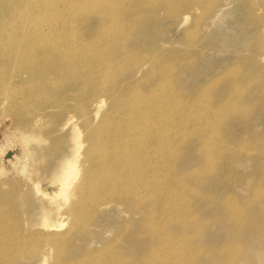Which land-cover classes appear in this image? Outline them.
<instances>
[{"label":"rangeland","instance_id":"374dc122","mask_svg":"<svg viewBox=\"0 0 264 264\" xmlns=\"http://www.w3.org/2000/svg\"><path fill=\"white\" fill-rule=\"evenodd\" d=\"M33 1L0 0V264H264V0H188L190 4L171 0L177 6L170 0H95L97 4L81 0L83 9L71 0L64 1L66 7L63 0ZM109 6L114 7L110 22L121 19L127 24L117 39L108 42L107 31L98 25ZM56 13L61 15L57 18ZM36 30L48 35L41 44ZM68 31L89 43L82 42L88 49L87 55L81 47L82 60L59 58L62 50L56 46L62 38L55 35H69ZM152 95L163 103L157 106L159 117L145 112L152 99L159 102ZM99 99L103 106L93 114ZM138 104L144 109L140 117L134 110ZM126 122L137 123L140 133L144 130L143 139L134 136L130 127L122 129ZM116 134L124 140H112ZM168 135L171 148L177 150L171 161L175 167L153 177V167L144 162L155 154L140 152L138 145H147L159 157L157 142ZM78 142L82 145L77 151ZM101 146L111 158L99 167L96 154L103 152ZM116 151L122 157L114 161ZM73 156L82 177L77 173L81 178L75 177L79 183L73 186V195L64 192L55 198L54 176L62 160ZM87 170L94 174L86 178ZM74 205L81 208L78 222L71 215ZM46 222L52 225L47 227Z\"/></svg>","mask_w":264,"mask_h":264},{"label":"bare ground","instance_id":"6f19581e","mask_svg":"<svg viewBox=\"0 0 264 264\" xmlns=\"http://www.w3.org/2000/svg\"><path fill=\"white\" fill-rule=\"evenodd\" d=\"M29 1H30V0H29ZM32 1H33V0H32ZM56 1H57V0H56ZM56 1H54L55 4L58 3V2L56 3ZM60 1H61V0H60ZM64 1H66V0H63V4H64L63 7H66V6H65V3H68V1H67V2H64ZM71 1L74 3V5H75L76 8H81V9L84 8L83 5L81 4V3H82L81 0H71ZM82 1H83V0H82ZM96 1H97V0H96ZM96 1L94 0L93 2H95V4H97ZM98 1H99V0H98ZM98 1H97V2H98ZM112 1H113V0H112ZM114 1H115V0H114ZM128 1H129V0H128ZM147 1H148V0H147ZM154 1H155V0H154ZM166 1H167V0H166ZM173 1L176 2V1H178V0H176V1L173 0ZM173 1L170 0V3L173 4ZM186 1H188V0H186ZM23 2H24V1H23ZM33 2H35V1H33ZM46 2H49V1H45V3H46ZM61 2H62V1H61ZM61 2H60V4H61ZM83 2H84V1H83ZM86 2H87V3H86ZM86 2H84V3H86V4H88V2L90 3V1H87V0H86ZM93 2L91 1V4H94ZM134 2H136V1H134ZM155 2H156V1H155ZM155 2H154V3H155ZM163 2H165V1H163ZM184 2H185V1H184ZM38 3H39V1H38ZM42 3H43V2H42ZM45 3H44V4H45ZM100 3H101V2H100ZM104 3H105V2H104ZM109 3H111V2H109ZM109 3H108V4H109ZM125 3H126V2H125ZM142 3H143V2H142ZM142 3H141V5H143ZM170 3H169V4H170ZM187 3H189V1H188ZM46 4H47V3H46ZM49 4H50V3H49ZM86 4H85V5H86ZM95 4H94V6H95ZM105 4H106V3H105ZM114 4H115V3H114ZM151 4L153 5L152 2H151ZM151 4H150V5H151ZM189 4H190V3H189ZM22 5H23V4H22ZM31 5H33V4H31ZM52 5H53V4H52ZM74 5H73V6H74ZM89 5H90V4H89ZM106 5H107V4H106ZM146 5H147V4H144V7H146ZM174 5H175V4H173V6H174ZM29 6H30V5H29ZM41 6H42V4H41ZM41 6H40V7H41ZM45 6H46V5H45ZM60 6H62V4H61ZM60 6H58V7H60ZM68 6H70V4H69ZM73 6H72V9H74ZM86 6H87V5H86ZM86 6H85V7H86ZM92 6H93V5H92ZM94 6H93V8H94ZM96 6L99 7L100 4H99V5H96ZM113 6H114V5H113ZM173 6H168V7H169L168 9H171L170 7H173ZM175 6H177V5H175ZM26 7H27V6H26ZM37 7H38V6H37ZM42 7H43V6H42ZM50 7H51V6H49L48 8H50ZM149 7H150V6H149ZM152 7H153V6H152ZM33 8H34V7H33ZM52 8H53V7H52ZM67 8H68V7H67ZM90 8H91V7H90ZM93 8H92V9H93ZM96 8H97V7H96ZM23 9H24V7H23ZM44 9H47V8H44ZM81 9H80V11H81ZM92 9H91V10H92ZM173 9L176 10L174 7H173ZM16 10H17V9H16ZM39 10H40V9H39ZM47 10H48V9H47ZM49 10H50V9H49ZM52 10H53V9H52ZM87 10H89V9H87ZM93 10H95V8H94ZM96 10H97V9H96ZM106 10H107V12H104V11H103V14H104L105 16H103V20L99 23L98 26H99L100 28H104V29L107 31V33H106V37H107V38H106V39H107V41L109 42V41H111L112 39H113V40H114V39H117L116 37H118V35H119L120 33L124 32L127 23H126V24H123V22H122L121 19H120V20H117V21H118L117 23H112V22H110V20H111V18H112L111 15H112V13H113V11H114V7L109 6V7H107ZM123 10H124V9H123ZM145 10H146V9H145ZM36 11H38V9H37ZM50 11H51V10H50ZM63 11H65V10H63ZM66 11H67V10H66ZM70 11H72V10H70ZM75 11H76V10H75ZM25 12H26V11H25ZM42 12H43V11H42ZM55 12H57V11H55ZM59 12H60V11H59ZM68 12H69V10H68ZM68 12H67V14H68ZM88 12H89V11H88ZM90 12H91V11H90ZM140 12H141V11H140ZM168 12H169V10H168ZM22 13H23V12H22ZM29 13H30V12H29ZM44 13H46V10H45ZM44 13L42 14L43 16H44ZM64 13H65V12H64ZM71 13H73V12H71ZM76 13H77V11H76ZM81 13H82V12H81ZM92 13H93V12H92ZM95 13H96V12H95ZM118 13H119V12H118ZM149 13H150V11H149ZM171 13H173V12H171ZM174 13H175V11H174ZM31 14H32V13H31ZM47 14H49V11H48ZM52 14H53V12H52ZM67 14H66V15H67ZM83 14H84V13H83ZM85 14H86V11H85ZM98 14H99V13H98ZM115 14H116V13H115ZM137 14H138V13H137ZM150 14L152 15V13H150ZM153 14H154V13H153ZM155 14H156V13H155ZM27 15H28V14H27ZM27 15H25V16H27ZM42 15H41V16H42ZM50 15H51V14H50ZM53 15H55V14H53ZM53 15H52V16H53ZM57 15H61V14H60V13H59V14L56 13V17L58 18ZM71 15H72V14H71ZM79 15H81V14H79ZM135 15H136V14H135ZM138 15H139V14H138ZM28 16H29V15H28ZM43 16H42V17H43ZM63 16H64V14H63ZM77 16H78V15H77ZM84 16H85V15H84ZM114 16H115V15H114ZM124 16H126V15H124ZM136 16H137V15H136ZM42 17H41V18H42ZM46 17H47V15H46ZM53 17H54V16H53ZM59 17H60L59 19H60L61 21H63V22L65 21V22L67 23V20H68V19H64V18L62 19L61 16H59ZM183 17H184V15H183ZM25 18H26V17H25ZM25 18H24V19H25ZM32 18H33V17H32ZM32 18H31V19H32ZM35 18H36V17H35ZM41 18H39V19H41ZM54 18H55V17H54ZM54 18H53V19H54ZM82 18H83V16H82ZM82 18H81V16H80V19H82ZM117 18H118V17H117ZM117 18H116V19H117ZM17 19H18V18H17ZM42 19H43V18H42ZM75 19L77 20V18H75ZM80 19H79V20H80ZM108 19H109V20H108ZM114 19H115V18H114ZM70 20H71V19H70ZM79 20H78V21H79ZM27 21H28V20H27ZM71 21H72V20H71ZM74 21H75V20H74ZM74 21H72V22H74ZM126 21H127V19H126ZM32 22H34V21H32ZM81 22H82V21H81ZM17 24H18V23H17ZM22 24H23V23H22ZM28 24H29V23H28ZM67 24H69V23H67ZM77 24H78V22H76V25H77ZM79 24H80V23H79ZM79 24H78V28L80 27ZM6 25H7V24H6ZM32 25L35 26V24H32ZM32 25H31V26H32ZM80 25H81V24H80ZM31 26H30V29H31ZM1 27H2V26H1ZM4 27H6V26L4 25ZM22 27H23V26H22ZM27 27H29V26L27 25ZM27 27H26V28H27ZM35 27H36V26H35ZM35 27H34V28H35ZM99 27H98V29H99ZM26 28H25V29H26ZM36 29H37V28H36ZM38 29H39V28H38ZM79 29H80V28H79ZM25 31H26V30H25ZM32 31H33V30H32ZM34 31H35V29H34ZM62 31H63V30H62ZM66 31H67V30H66ZM78 31L81 32V30H78ZM42 32H43V31H42ZM68 32H69V35H55L56 39H57V38H62V39H60V40L57 39V40H58L57 45H59L60 47H59V46H58V47L56 46V48H61V50H62V52H61L59 58H63V59H64V58H68L67 56H72V57H74V58H77V59L82 60L80 49H81V47H83V45H84V44H82V42L85 43V41H84V40H82V42L79 41L80 37H77V39H75L76 36H77V34H76V33H73V32H70V31H68ZM125 32H127V31H125ZM9 33H10V32H9ZM36 33L38 34V35L36 36V38L38 39V40H37V44H39V43L41 44V42H43L44 39H45V38H43V37H44V36H48L47 34H46V35L42 34L41 31H40V32H37V30H36ZM79 34H80V33H79ZM124 34H125V33H124ZM128 34H129V33H128ZM128 34H127V35H128ZM80 35H81V34H80ZM120 36H121V38L124 37L123 34L120 35ZM120 36H119V37H120ZM67 37L70 38V39L72 38L73 40H67V39H66ZM49 38H50V37H49ZM78 38H79V39H78ZM64 39H66V40H64ZM74 39H75V40H74ZM81 39H83V38L81 37ZM88 39H89V38H88ZM88 39H87V40H88ZM96 39L98 40L97 37H96ZM87 40H86V41H87ZM91 40H92V38H91ZM102 40H103V38H102ZM54 41H55V40H54ZM120 41H121V40H120ZM7 42H8V40H7ZM35 42H36V41H35ZM90 42H91V41H90ZM92 42H93V41H92ZM92 42H91V43H92ZM104 42H105V41H104ZM86 43H87V42H86ZM86 43H85V45H86ZM105 43H106V42H105ZM87 44H89V43H87ZM92 44H93V43H92ZM38 46H39V45H38ZM46 46H48V45H46ZM54 46H55V45H54ZM88 46H89V45H88ZM15 47H16V46H15ZM85 47H87V46H85ZM93 47H94V46H93ZM96 47H97V46H96ZM105 47H107V46H105ZM46 48H47V47H46ZM51 48H54V47L51 46L50 49H51ZM41 49L43 50V47H42ZM83 49H84L83 51H84L85 53H87V55H88V49L86 50L84 47H83ZM37 50H38V49H37ZM51 50H53V49H51ZM81 50H82V49H81ZM97 50H98V49H97ZM108 50H109V49H108ZM89 51H90V50H89ZM101 51H102V49H101ZM55 52H56V51H55ZM84 52H83V54H84ZM96 52H98V54H99V51H96ZM96 52H95V53H96ZM100 54H101V53H100ZM121 54H122V53H121ZM58 56H59V55H58ZM152 56H153V55H152ZM36 57H37V56H36ZM54 57H55V56H54ZM87 57H88V56H87ZM92 57H93V56H90L91 59H92ZM126 57H127V56H126ZM129 57H130V56H129ZM148 57H151V55L148 56ZM35 59L38 60L39 58L37 57V58H35ZM115 59H116V58H115ZM128 59H129V58H128ZM128 59H127V60H128ZM116 60H117V59H116ZM98 61H99V60H98ZM52 62H53V60H52ZM54 62H55V61H54ZM105 62H106V60H105ZM107 62L109 63V61H107ZM91 63H92V62H91ZM110 63H111V62H110ZM110 63H109V64H110ZM146 63H147V62H146ZM169 63H170V62H169ZM50 64H51V63H50ZM95 64H96V63H94L93 65H95ZM119 64H120V63H119ZM142 64H143V63H142ZM164 64H165V63H164ZM86 65H87V63H86ZM120 65H121V64H120ZM143 65H144V64H143ZM143 65H142V66H143ZM97 66H98V65H97ZM97 66H96V69H97ZM99 66H100V64H99ZM109 66H110V65H109ZM117 66H118V65H117ZM69 67H70V66H69ZM105 67H106V66H105ZM83 68H84V67H83ZM107 68H108V67H107ZM141 68H142V67H141ZM112 69H113V68H112ZM138 69H139V68H138ZM171 69L174 70V68H171ZM39 70H40V69H39ZM69 70H70V69H69ZM73 70H74V69H73ZM75 70H76V68H75ZM92 70H93V69H92ZM99 70H100V69H99ZM99 70H98V71H99ZM70 71H71V70H70ZM137 71H138V70H137ZM169 71H171V70H169ZM58 72H60V71H58ZM48 73H49V71H48ZM72 73H73V72H72ZM72 73H71V75H72ZM168 73H169V72H168ZM168 73H167V75H168ZM108 74H109V73H108ZM111 74H112V73H111ZM144 74H145V73H144ZM45 75H46V73H45ZM45 75H44V76H45ZM92 76H93V74H92ZM144 76H145V75H144ZM144 76H143V77H144ZM163 76H166V75L163 74ZM103 78H104V77H103ZM163 78H164V77H163ZM166 78H167V77H166ZM164 79H165V78H164ZM101 80H102V78H101ZM93 81H94V80H93ZM158 81H159V80H158ZM162 81H163V79H162ZM165 81H166V80H165ZM156 82H157V81H156ZM168 82H169V80H168ZM168 82H167V83H168ZM97 83H98V82H97ZM157 83H158V82H157ZM162 83H163V82H162ZM169 83H171V82H169ZM94 85H95V84H94ZM156 85H157V84H156ZM95 86H96V85H95ZM154 86H155V85H154ZM154 86H153V87H154ZM160 86H162V85H160ZM160 86L158 85L159 88H160ZM133 87H134V86H133ZM136 87H138V86L136 85ZM136 87H134V88H136ZM158 87H155V89L158 88ZM166 87H167V86H166ZM162 88H163V86H162ZM164 88H165V87H164ZM152 89H154V88H152ZM167 89H170V88H167ZM171 89H173V88H171ZM131 90H132V89H131ZM131 90H130V91H131ZM148 90H149V89H148ZM156 90H157V89H156ZM162 90H163V89H162ZM134 91H135V90H134ZM134 91H133V92H134ZM137 91H138V90H137ZM153 91H154V90H153ZM153 91H151V93H154ZM201 91H202V90H201ZM139 92H140V90H139ZM145 92H146V90H145ZM158 92H159V91H158ZM160 92H162V91H160ZM165 92H166V90H165ZM167 92L170 93V91H167ZM174 92H175V91H174ZM176 92H177V91H176ZM137 93H138V92H137ZM199 93H201V92H199ZM199 93H198V94H199ZM130 94H131V93H130ZM132 94H133V93H132ZM132 94H131V96H132ZM142 94L144 95L143 92H142ZM157 94H158V93H157ZM160 94H162V93H160ZM160 94H159V96H160ZM164 94H165V93H164ZM172 94H173V92H172ZM176 94H177V93H176ZM135 95H136V97H137V94H135ZM139 95H140V94H139ZM146 95H147V94H146ZM153 95H155V94H153ZM153 95H152V96H153ZM165 95H166V94H165ZM167 95H168V94H167ZM140 96H141V95H140ZM148 96L150 97V95H148ZM170 96H171V95H170ZM170 96H169V97H170ZM173 96H174V95H173ZM173 96H172V97H173ZM175 96H176V95H175ZM145 97H146V96H145ZM149 97H148V98H149ZM153 97H155V96H153ZM160 97H162V96H160ZM167 97H168V96H166L165 98H167ZM202 97H203V96H202ZM155 98H156V97H155ZM165 98H164V99H165ZM170 98H171V97H170ZM177 98H178V97H177ZM177 98H176V100H177ZM101 99H102V98H101ZM131 99H132V101H133V98H132V97H131ZM131 99H130V100H131ZM141 99H142V98H141ZM160 99H163V98H160ZM200 99H201V98H200ZM99 100H100V99H99ZM143 100H145V99H143ZM170 100H171V99H170ZM173 100H175V99H173ZM184 100H185V99H184ZM155 101H159V102H158V103H157V102H154L153 99H152V102L147 104L148 107L146 108L147 111H145V112H147V113L149 114V116L152 115V114L154 113V114L156 115V117H159V112H160V111H159V108H157V106H159V104L162 103V102H161L159 99H157V98H156ZM177 101H178V100H177ZM177 101H176V103H177ZM194 101H195V100H194ZM102 102H103L102 100L97 101L96 106H95L96 111L94 110V113H93V114H97L99 108H100L101 106H103V105H102V104H103ZM136 102H138V101H136ZM136 102H135V103H136ZM143 102H144V101H143ZM166 102H167V99H166ZM166 102H165V106L167 107V105H166L167 103H166ZM182 102H185V101H182ZM202 102H203V101H202ZM202 102H200V103L202 104ZM125 103H126V102H125ZM139 103H140V102H139ZM176 103H175V104H176ZM145 104H146V103H145ZM162 104H163V103H162ZM171 104H173V103H171ZM175 104H174V105H175ZM230 104H231V103H230ZM127 105H128V104H127ZM129 105H131V104H129ZM136 105H137V104H136ZM136 105H135V106H136ZM142 105H143V104H142ZM183 105H185V104H183ZM223 105H224V104H223ZM225 105H226V104H225ZM225 105H224V106H225ZM231 105H232V104H231ZM81 106H82V104H81ZM81 106H80V108H81ZM138 106H139V104H138ZM168 106H169V105H168ZM170 106H171V105H170ZM132 107H133V106H132ZM132 107H131V108H132ZM160 107H163V106H160ZM172 107H173V106H172ZM185 107H186V105H185ZM197 107H198V106H197ZM218 107H219V106H218ZM129 108H130V107H129ZM142 108H143V107H142ZM142 108H140V106H139L137 109H134L138 117H140L139 115H141V116L143 115V113H141V112H142L144 109L142 110ZM164 108H165V107H164ZM191 108H192V107H191ZM193 108H194V107H193ZM121 109H122V108H121ZM126 109H127V108H126ZM132 109H133V108H132ZM187 109H188V108H187ZM187 109H186V110H187ZM221 109H222V108H221ZM221 109H220V110H221ZM165 110H166V109H165ZM170 110H171V108H170ZM174 110H175V109H174ZM186 110H185V111H186ZM200 110H201V109H200ZM212 110L214 111V109H212ZM218 110H219V109H218ZM124 111H125V110H124ZM204 111H205V110H204ZM216 111H217V110H216ZM82 112H83V111L81 110V113H82ZM132 112H133V111H132ZM199 112H200V111H199ZM171 113H172V112H171ZM201 113H202V111H201ZM145 114H146V113H145ZM160 114H162V112H161ZM163 114H164V113H163ZM180 114H181V113H180ZM192 114H193V113H191V116H194V115H192ZM205 114H206V113H205ZM113 115H114V114H113ZM166 115L169 117V114H166ZM174 115H175V114H174ZM181 115L184 116V113L181 114ZM188 115H189V114H188ZM132 116H133V115H132ZM137 116L135 115L136 118H138ZM163 116H164V115H163ZM163 116H162V118H163ZM204 116H205V115H204ZM212 116H214V114H213ZM93 117H94V115H93ZM121 117H122V115H121ZM130 117H131V116H130ZM130 117H129V118H130ZM135 117H133V118H135ZM178 117H180V116H178ZM216 117H217V116H216ZM219 117H220V116H219ZM115 118H116V117H115ZM125 118H126V117H125ZM133 118L131 117L130 119H133ZM144 118H145V117H144ZM146 118H147V117H146ZM146 118H145V120H147V121L149 122V120L146 119ZM166 118H167V117H166ZM170 118H171V117H170ZM175 118H177V117L175 116ZM175 118H174V120H175ZM180 118H181V117H180ZM188 118H189V116H188ZM203 118H204V117H203ZM163 119H164V118H163ZM207 119H208V118H207ZM209 119H210V118H209ZM211 119H212V118H211ZM211 119H210V120H211ZM115 120H117V119H115ZM118 120H120V118H119ZM142 120H144V119L142 118L141 121H142ZM171 120H172V118H171ZM180 120H181V119H180ZM102 121H103V120H101V122H102ZM138 121H139V119H138ZM141 121H140V122H141ZM147 121H146V123H147ZM157 121H160V120L158 119ZM157 121H156V122H157ZM162 121H163V120H162ZM162 121H160V122H162ZM172 121H173V120H172ZM183 121H184V120H183ZM204 121H206V118H205ZM117 122H118V121H117ZM120 122H121V120H120ZM140 122H139V125H140ZM167 122H168V121H167ZM175 122H176V121H175ZM199 122H200V120H199ZM212 122H213V120H212ZM113 123H114V122H113ZM158 123H159V122H158ZM158 123H157V125L159 126L160 124H158ZM176 123H177V122H176ZM184 123H186V122H184ZM184 123H183L182 125H184ZM188 123H189V122H188ZM105 124H106V123H105ZM120 124H122V123H120ZM144 124H145V123H144ZM148 124H149V123H148ZM152 124H153V123H152ZM180 124H181V123H180ZM180 124H179V125H180ZM202 124H204V123H202ZM205 124H206V123H205ZM210 124H211V123H210ZM100 125H101V123H100ZM100 125H99V126H100ZM137 125H138V124L135 123V122H126V123H124L123 125H121V126H122L121 128L124 129V130H126V127H128V129H129V127H130V128H132V129H131V132H134V136H137V137H139V138L141 137V139H143L142 136H141V133H142V130H143V129L141 130V133H140V131H139V127H138ZM150 125H151V124H150ZM166 125H168V124H166ZM171 125H172V124H170V128H171ZM189 125H190V124H189ZM194 125H195V124H194ZM199 125H200V124H199ZM105 126H106V125H105ZM105 126H104V127H105ZM116 126H117V125H116ZM153 126H154V125H153ZM168 126H169V125H168ZM197 126H198V124H197ZM200 126H201V125H200ZM202 126H203V125H202ZM205 126H207V125H205ZM141 127H142V126H140V128H141ZM154 127H155V126H154ZM162 127H164V125H162ZM208 127H209V126H208ZM212 127H213V126H212ZM114 128H115V127H114ZM114 128H112V129H114ZM119 128H120V127H119ZM148 128H149V127H148ZM170 128H169V129H170ZM173 128H174V125H173ZM180 128H182V126H181ZM195 128H196V127H195ZM201 128H202V127H201ZM213 128H214V127H213ZM95 129H96V128H95ZM102 129H103V128H102ZM112 129H111V131H112ZM128 129H127V130H128ZM190 129H191V128H190ZM198 129H199V128H198ZM209 129H211V127H210ZM119 130H120V129H119ZM124 130H123V131H124ZM156 130H157V131H155V135L158 134V133H156V132H158V131L160 130V127L157 128ZM171 130H172V129H171ZM176 130H178V129L175 128L173 131L175 132ZM179 130H180V129H179ZM183 130H184V128H183ZM183 130H182V131H183ZM103 131H105V130H103ZM103 131H102V132H103ZM111 131H110V132H111ZM152 131H153V129H152ZM182 131H181V132H182ZM188 131H189V130H188ZM194 131H195V130H194ZM197 131H198V130H197ZM200 131H201V130H200ZM211 131H212V130H211ZM216 131H217V130H216ZM216 131L213 130L214 133H215ZM110 132H109L108 134H111ZM120 132H121V131H120ZM120 132H118V133H120ZM160 132L163 133V131H160ZM171 132H172V131H171ZM190 132H191V131H190ZM195 132H196V131H195ZM201 132H202V131H201ZM106 133H107V131H106ZM146 133H147V132H146ZM184 133H185V132H184ZM100 134H101V133H100ZM108 134H106V135H108ZM143 134H144V130H143ZM164 134H165V133H164ZM173 134H174V133H173ZM173 134H171V135H173ZM176 134L178 135V132H177ZM111 135H112V134H111ZM116 135H117V134H116ZM151 135H152V134H151ZM169 135H170V134H169ZM169 135H168V139H167V138H166V139H160L159 142H157V143H159V144H157L158 147H157L156 149H158L157 151L159 152V153H158V156H159V157L156 156V153H157V152H156V151H150V150L147 148V147H148L147 145H146V147H143V144H142V143H140V144L138 145V148H139L138 150H140V152L144 150V151H145V152H144L145 154H148V153H149V154H150V153H151V154H152V153L155 154L154 157H153L152 159H146V158H147V157H146V158H145L146 161H145V162L142 161V163L144 162V164H145L144 166H148V165H149L150 167H153V169H152V171H154V172H152V173H154L153 177H155V175H156V177H157V175H159V176L162 175V172H163V171H165V172L168 171L167 173H169V171L173 170V168L175 167V165H174L171 161H172V158H173L172 156L174 155V152H176L177 150L174 151V150L171 148V141H170V139H169ZM177 135H176V136H177ZM188 135H189V134H188ZM211 135H212V134H211ZM108 136H109V135H108ZM117 136H118V137H117ZM117 136H116L117 138H116V137H113V138L111 137V139H112V140H113V139L117 140V139L119 138V139L122 140V138H124V136H123L122 138L119 137V136H121V134H120V135H117ZM128 136H129V135H128ZM149 136H150V135H149ZM153 136H154V135H153ZM165 136H166V135H165ZM174 136H175V134H174ZM174 136H173V137H174ZM208 136H210V135L208 134ZM137 137H135V139L138 140V141H136V143L138 144L140 140H139ZM145 137H146V136H145ZM166 137H167V136H166ZM182 137H183V136H182ZM108 138H109V137H108ZM149 138H150V137H149ZM154 138H155V137H154ZM179 138H180V136H179ZM210 138H211V137H210ZM119 139H118V140H119ZM156 139H157V136H156ZM156 139H155V140H156ZM208 139H209V138H208ZM99 140H100V139H99ZM112 140H111V141H112ZM123 140H124V139H123ZM123 140H122V141H123ZM179 140H180V139H179ZM182 140H185V139H182ZM182 140H181V142H182ZM111 141H110V142H111ZM75 142H76V140H75ZM118 142H119V141H118ZM146 142H147V141H146ZM148 142H149V141H148ZM155 142H156V141H154V143H155ZM177 142H179V141H177ZM112 143H113V142H112ZM114 143H115V142H114ZM144 143H145V142H144ZM150 143H151V142H150ZM206 143H208V142H206ZM76 144H77V143H76ZM104 144H106V143L104 142ZM109 144H110V143H109ZM124 144H125V143H124ZM137 144H136V145H137ZM179 144H180V143H179ZM80 145H82V144H79V142H78V145H77V146L75 145V146L77 147V148H76L77 151H78V149H79L78 146H80ZM125 145H126V144H125ZM128 145H129V144H128ZM151 145H152V144H151ZM205 145H206V144H205ZM208 145H209V144H208ZM107 146H108V145H107ZM117 146H119V145H117ZM130 146H131V145H130ZM152 146H153V145H152ZM175 146H177V145H175ZM101 147H102V146H101ZM105 147H106V146H105ZM105 147H104V148H105ZM120 147H121V146H120ZM132 147H133V146H132ZM132 147H131V149H132ZM135 147H136V146H135ZM179 147H180V146H179ZM207 147H208V146H207ZM207 147H206V149H207ZM209 147H210V146H209ZM209 147H208V148H209ZM108 148H109V147H108ZM112 148H113V147H112ZM126 148H127V147H126ZM126 148H125V149H126ZM177 148H178V147H177ZM210 148H211V147H210ZM89 149H90V148H89ZM102 149H103V147H102ZM127 149H128V148H127ZM129 149H130V148H129ZM135 149H136V148H135ZM135 149H134V147H133V150H135ZM142 149H143V150H142ZM206 149H205V150H206ZM109 150H110V149H109ZM136 150H137V149H136ZM151 150H152V149H151ZM92 151H93V150H92ZM101 151H102V150H101ZM110 151H111V150H110ZM113 151H114V150H113ZM88 152H89V151H88ZM96 152H99V151L97 150ZM140 152H139V154H140ZM112 153H113V152H112ZM112 153H111V155H112ZM119 153H120V151H119V152L116 151V152L114 153V159H113L114 161L117 160L116 158H117V156H119ZM122 153H123V151H122ZM131 153H132V152H131ZM136 153H137V152H136ZM77 154H78V153H77ZM139 154H138L137 156H139ZM141 154H142V153H141ZM151 154H150V155H151ZM159 154H161V155H159ZM207 154H209V153H207ZM73 155H76V153H74ZM96 155H97V156H96V160H97L96 162H97V164L99 165V167L103 166V165L106 164V163L108 164V161H109V159L111 158V157H110V153H109L108 151H106V148L103 149V152H102L100 155H98V153H97ZM122 155H123V154H122ZM126 155H127V153H126ZM135 155H136V154H135ZM150 155H149V156H150ZM175 155H176V154H175ZM210 155H211V154H210ZM70 156H71V155H70ZM112 156H113V155H112ZM120 156H121V155H120ZM120 156H119V157H120ZM152 156H153V155H152ZM78 157H79V156H78ZM78 157L76 156V158H78ZM92 157H93V156H92ZM92 157H91V158H92ZM109 157H110V158H109ZM119 157H118V158H119ZM121 157H122V156H121ZM124 157H125V156H124ZM131 157H132V156H131ZM134 157H135V156H134ZM140 157H141V156H140ZM207 157H208V155H207ZM208 158H209V157H208ZM134 159H135V158H134ZM138 159H139V157H138ZM145 159H144V160H145ZM213 159H214V158H213ZM107 160H108V161H107ZM111 160H112V159H111ZM111 160H110V161H111ZM119 160H120V159H119ZM154 160H155V162H154L153 164H151V163H152L151 161H154ZM137 161H138V160H137ZM206 161H207V160H206ZM76 162H77V161H76ZM120 162L122 163V161H120ZM139 162H140V160H139ZM139 162H138V163H139ZM150 162H151V163H150ZM126 163H127V162H126ZM135 163H136V162H135ZM207 163H208V161H207ZM211 163H213V162H211ZM75 164H76V163H75V157H74V156H73V158H66V159L62 160V162L60 163L59 169H58V173L54 176V181L57 182V185H58L57 188H58V190H57L55 193H53V194H54L53 196H55V195H57V194H58V195L60 194L59 196H61V193H64V192H65L66 194L68 193L67 195H70V194L73 195V192H74V191H73V186H76L75 183L77 182V181H74V180L76 179L75 177H76V176H79V178L82 177V174L79 173V171H80L81 169L79 170V168L76 166L77 164H76V165H75ZM95 165H96V164H95ZM115 165H116V164H115ZM118 165H119V164H118ZM212 165H213V164H212ZM105 166H107V165H105ZM120 166H121V165H120ZM144 166H143V167H144ZM107 167H109V166H107ZM122 167H123V166H122ZM202 167H203V166H202ZM92 168H93V167H92ZM95 168L97 169V167H95ZM110 168H111V167H110ZM120 168H121V167H120ZM123 168H124V167H123ZM145 168H146V167H144V169H145ZM195 168L198 170L197 167H195ZM211 168H212V167H211ZM99 169H100V168H99ZM106 169H107V168H106ZM113 169H115V168H113ZM135 169H136V168H135ZM142 169H143V168H142ZM207 169H209V168H207ZM101 170H102V169H101ZM103 170H104V169H103ZM110 170H111V169H110ZM119 170H121V169H119ZM127 170H128V169H127ZM127 170H126V171H127ZM129 170H130V169H129ZM129 170H128V171H129ZM139 170H140V168L138 169V173H139ZM145 170H146V169H145ZM148 170H149V169H148ZM148 170H147V171H148ZM96 171H97V170H96ZM99 171H100V170H99ZM107 171H108V170H107ZM111 171H115V170H111ZM130 171H131V170H130ZM141 171H142V170H141ZM100 172H101V171H100ZM148 172H150V171H148ZM77 173L81 174V177H80V175H78ZM90 173H92V170H91V171H90V170H87V172H86V176H85V177L87 178L88 175H89ZM98 173H99V172H98ZM98 173H97V174H98ZM122 173H123V172H122ZM136 173H137V171H136ZM152 173H151V174H152ZM76 174H77V175H76ZM93 174H94V172L92 173V175H93ZM95 174H96V173H95ZM103 174L105 175V173H103ZM114 174H115V172H114ZM114 174H113V175H114ZM128 174H130V173H128ZM134 174H135V173H134ZM141 174H142V173H141ZM143 174H145V173H143ZM148 174H149V173H148ZM184 174H185V172H184ZM98 175H99V174H98ZM107 175H110V174L107 173ZM119 175H120V174H119ZM132 175H133V174H132ZM135 175H136V174H135ZM139 175H140V174H139ZM146 175H147V174H146ZM180 175H181V173H180ZM182 175H183V173H182ZM185 175H186V174H185ZM70 176H73V179L69 181L68 179H69ZM89 176H90V175H89ZM96 176H97V175H96ZM99 176H100V175H99ZM99 176H98V177H99ZM105 176H106V175H105ZM125 176H126V175H125ZM149 176H150V175H149ZM162 176H163V175H162ZM166 176H167V175H166ZM94 177H95V176H94ZM98 177H96V178H98ZM106 177H107V176H106ZM141 177H143V179H146V178H144L143 175H142ZM145 177H146V176H145ZM186 177H188V176H186ZM79 178H78V179H79ZM102 178H103V177H102ZM102 178H101V179H102ZM107 178H109V176H108ZM139 178H140V177H139ZM160 178H162V177H160ZM178 178H179V177H178ZM88 179H89V178H88ZM113 179H114V178H113ZM128 179H129V178H128ZM128 179H127V180H128ZM131 179H132V178H131ZM163 179H164V178H163ZM163 179H162V180H163ZM82 180H84V179H82ZM82 180H81V181H82ZM90 180H93V179H90ZM99 180H100V179H99ZM114 180H115V179H114ZM121 180H122V179H121ZM124 180H126V178H125ZM134 180H135V178H134L132 181L134 182ZM150 180H151V179H150ZM150 180H149V181H150ZM68 181H69V183H68ZM72 181H73V182H72ZM79 181H80V179H79ZM86 181H87V183H88L89 180H86ZM93 181H94V180H93ZM101 181H102V180H101ZM119 181H120V178L118 179V182H119ZM128 181H130V180H128ZM136 181H137V180H136ZM143 181H145V180H143ZM157 181H158V180H157ZM94 182H95V185H97L96 181H94ZM104 182H105V181H104ZM108 182L110 183V180H109ZM133 182H132V183H133ZM177 182H178V181H177ZM179 182H180V181H179ZM182 182H183V181H182ZM71 183H74V185H72ZM77 183H79V182H77ZM77 183H76V184H77ZM87 183H86V185L89 184V183H88V184H87ZM98 183H99V182H98ZM105 183H106V182H105ZM125 183H127V181H126ZM134 183H135V182H134ZM140 183H141V182H140ZM147 183H148V181H147ZM154 183H155V181H154ZM158 183H159V182H158ZM158 183H157V184H158ZM70 184H71L72 188L69 189ZM152 184H153V183H152ZM178 184H179V183H178ZM84 185H85V184H84ZM100 185H101V184H100ZM114 185H115V184H114ZM118 185H120V183H119ZM148 185H149V187H151V184H148ZM184 185H185V188H186V184H183V186H184ZM80 186H81V183H80ZM80 186H77V187L80 188ZM97 186H99V185H97ZM103 186H104V185H103ZM107 186H108V185H107ZM92 187H95V186L93 185V186H91V188H92ZM109 187H110V186H109ZM123 187H124L125 189H127L125 186H121V188H123ZM153 187H154V186H153ZM171 187H173V185H172ZM189 187H191V186H189ZM85 188H86V187H84V189H85ZM89 188H90V186H89ZM99 188H100V190L102 191L103 188L101 189V187H98V190H99ZM115 188H116V187H115ZM131 188H132V187H131ZM131 188H130L129 190H132ZM145 188H146V187H145ZM182 188H183V187H182ZM191 188H193V187H191ZM105 189H106V188H105ZM147 189H148V188H147ZM170 189H172V188H170ZM170 189H169V190H170ZM189 189H190V188H189ZM37 190H38V192H39V190H40V192L42 193V195H45V194H46V192L43 191L41 188H37ZM82 190H83V189H82ZM87 190H88V188H87ZM90 190H91V189H90ZM94 190H95V188H94ZM107 190H108V189H107ZM107 190H106V191H107ZM119 190H120V189H119ZM172 190H173V189H172ZM110 191H111V190H110ZM123 191H124V190H123ZM152 191H154V189H153ZM160 191H162V190H160ZM165 191H166V190H165ZM86 192H87V191H86ZM86 192H85V193H86ZM89 192H90V191H89ZM93 192H94V191H93ZM99 192H100V191H99ZM103 192H104V191H103ZM120 192H121V191H120ZM124 192H125V191H124ZM124 192H123V193H124ZM126 192H127V191H126ZM129 192H130V191H129ZM131 192H132V191H131ZM137 192H138V191H137ZM149 192H150V191H149ZM156 192H157V191H156ZM162 192H163V191H162ZM170 192H171V191H170ZM174 192H175V191H174ZM196 192H197V191H196ZM113 193H114V192H113ZM123 193H122V194H123ZM127 193H128V192H127ZM151 193H152V192H151ZM151 193H150V194H151ZM164 193H165V192H164ZM66 194H64L65 197H68ZM91 194L93 195V193H91ZM98 194H99V193H98ZM100 194H101V193H100ZM102 194H104V193H102ZM150 194H147V195H150ZM152 194H153V193H152ZM154 194H155V192H154ZM166 194H168V193H166ZM169 194L171 195V194H173V192H172V193H169ZM169 194H168V195H169ZM176 194H177V193H176ZM176 194H174V195H175V198H176ZM77 195H79V194H77ZM77 195H76V193L74 194V196H77ZM82 195H84V193H83ZM125 195H126V194H125ZM129 195H130V194H129ZM131 195H132V194H131ZM157 195H159V194H157ZM178 195H180V194H178ZM84 196H85V195H84ZM96 196H97V195H96ZM118 196H119V195H118ZM118 196H117V197H118ZM126 196H127V195H126ZM51 197H52V196H51ZM51 197H50V198H51ZM56 197H57V196H55V198H56ZM62 197H64V196L62 195ZM77 197H78V196H77ZM77 197H76V198H77ZM100 197H102V196L100 195ZM104 197H105V195H104ZM108 197H109V196H108ZM129 197H130V196H129ZM165 197H166V195H165ZM182 197H184V196H182ZM50 198H48V199H50ZM53 198H54V197H53ZM89 198H90V197H89ZM93 198H94V197H93ZM130 198H131V197H130ZM167 198H168V197H167ZM172 198H174V197H172ZM177 198H178V197H177ZM185 198H186V196H185ZM51 199H52V198H51ZM51 199H50L49 201H53V200H51ZM63 199H65V198H63ZM79 199H80V198H79ZM86 199H87V198H86ZM86 199H85V200H86ZM94 199H95V198H94ZM131 199H132V198H131ZM147 199H148V198H147ZM153 199H154V198H153ZM168 199H169V198H168ZM178 199H179V198H178ZM183 199H184V198H183ZM183 199H182V200H183ZM77 200H78V199H77ZM87 200H88V199H87ZM90 200H91V199H90ZM117 200H118V199H117ZM144 200H145V199H144ZM166 200H167V199H166ZM179 200H180V199H179ZM179 200H178V201H179ZM65 201H66V199H65ZM75 201H76V200H75ZM130 201H131V200H130ZM172 201H173V200H172ZM178 201H177V202H178ZM180 201H181V200H180ZM131 202H132V201H131ZM142 202H144V201H141V203H142ZM174 202H175V200H174ZM189 202H190V200H189ZM73 203H74V201H73ZM73 203H72V204H73ZM76 203H77V202H76ZM141 203H140V204H141ZM165 203H166V201L164 202V204H165ZM82 204H83V202H81V205H82ZM134 204H135V203H134ZM151 204H152V203H151ZM151 204H150V205H151ZM162 204H163V203H162ZM168 204H169V203H168ZM171 204H173V203H171ZM89 205H90V204H89ZM176 205H177V204H176ZM183 205H184V204H183ZM229 205H230V203H229ZM72 206H73V205H72ZM134 206H135V205H134ZM134 206H133V207H134ZM137 206H138V205H137ZM231 206H233V205H231ZM234 206H235V204H234ZM165 207H166V205L164 206V208H165ZM186 207H187V206H186ZM236 207H237V206H236ZM176 208H178V207H176ZM184 208H185V207H184ZM188 208H189V207H188ZM231 208H232V207H231ZM80 209H81V208L77 207V205H76V206L74 205V208L71 207V215H73V216H72L73 218L75 217V220H77V222L79 221V218H81V217L79 216V214H81V213H79V212H81V211H79ZM171 209H172V207H171ZM233 209H235V208H233ZM237 209H238V207H237ZM91 210H92V209H91ZM154 210H155V209H154ZM173 210H174V209H173ZM83 211H85V208H84ZM151 211H152V210H151ZM167 211H168V210H167ZM167 211H166V212H167ZM177 211H178V209H177ZM183 211H184V210H183ZM88 212H89V211H88ZM88 212H87V213H88ZM92 212H93V211H92ZM154 212H155V211H154ZM185 212H186V210H185ZM235 212H236V209H235ZM235 212H234V210H233L232 214L235 213ZM85 213H86V212H85ZM87 213H86V215H87ZM152 213H153V211H152ZM68 214H69V213H68ZM91 214H92V213H91ZM153 214H154V213H153ZM159 214H160V213H159ZM162 214H163V213H162ZM178 214H179V213H177V215H178ZM239 214H240V213H239ZM71 215H70V216H71ZM168 215H169V212H168ZM173 215H174V214H173ZM184 215H185V213H184ZM184 215H183V216H184ZM192 215H193V214H192ZM229 215H230V214H229ZM233 215H234V214H233ZM233 215H231V216H233ZM90 216H91V215H90ZM166 216H167V215H166ZM166 216H165V217H166ZM171 216H172V215H171ZM178 216H179V215H178ZM178 216H177V217H178ZM68 217H69V215L67 216V219H68ZM167 217H168V216H167ZM192 217H193V216H192ZM86 218H88V217L86 216ZM86 218H83V219H86ZM170 218H171V217H170ZM189 218H190V216H189ZM158 219H159V217H158ZM176 219H177V218H176ZM178 219L180 220V218H178ZM182 219H184V218H182ZM68 220H69V219H68ZM70 220H71V219H70ZM80 220H82V219H80ZM87 220H88V219H87ZM152 220H153V219H152ZM44 221H45V220H44ZM149 221L151 222V220H149ZM182 222H183V221H182ZM44 223H45V222H44ZM46 223H47V222H46ZM69 223H70V222H69ZM83 223H84V221H83ZM202 223H203V222H202ZM47 224H48L47 227H48V226L50 227V226L52 225V223H50V222L47 223ZM163 224H164V223H163ZM165 224H166V223H165ZM81 225H83V224H81ZM45 226H46V225H44V228H45ZM74 226H77V225H74ZM155 227H156V226H155ZM151 228H152V227H151ZM48 229H50V228H48ZM162 230H163V229H162ZM70 231H71V230H70ZM151 231H152V230H151ZM166 231H167V230H166ZM166 231H165V232H166ZM152 232H154V230H153ZM165 232H163V233H165ZM168 232H169V231H168ZM195 232H196V231H195ZM166 233H167V232H166ZM170 233H171V232H170ZM46 234H47V233H46ZM66 234H67V233H66ZM183 235H184V234H183ZM183 235H181V238H182ZM195 235H196V233H195ZM63 236H64V235H63ZM158 236H159V235H158ZM177 236H178V235H177ZM190 236H191V235H190ZM48 237H50V236H48ZM48 237H47V238H48ZM164 237H165V236H164ZM184 237H185V235H184ZM38 238H39V237H38ZM38 238H37V239H38ZM159 238H160V236H159ZM166 238H167V236H166ZM186 238H187V237H186ZM189 238H190V237H189ZM45 239H46V238H44V241H45ZM52 239H55V238H52ZM61 239H63V238H61ZM174 239H176V238H174ZM174 239H173V240H174ZM183 239H184V238H183ZM183 239H182V240H183ZM58 240H59V239H58ZM163 240H164V239H163ZM165 240H166V239H165ZM168 240H169V239H168ZM184 240H185V239H184ZM52 241H53V240H52ZM56 241H57V240H56ZM62 241H63V240H62ZM169 241H170V240H169ZM177 241H178V240H177ZM36 242H37V241H36ZM42 242H43V241H42ZM159 242H160V241H159ZM162 242H163V241H162ZM162 242H160V243H162ZM167 242H168V241H167ZM170 242H171V241H170ZM175 242H176V241H174V244H175ZM165 243H166V242H164V244H165ZM171 243H173V242H171ZM177 243H179V242H177ZM184 243H185V241H184ZM44 244H45V243H44ZM47 244H49V243L47 242ZM61 244H63V243L61 242ZM185 244H187V243H185ZM50 245H51V244H50ZM160 245H162V244H160ZM165 245H167V244H165ZM44 246H45V245H44ZM169 246H170V245H169ZM181 246H182V244H181ZM45 247H46V246H45ZM53 247H55V246H53ZM62 247H63V245H62ZM158 247H159V246H158ZM162 247H163V245H162ZM51 248H52V247H51ZM106 248H107V247H106ZM164 248H165V247H164ZM170 248H171V247H170ZM172 248H174V246H172ZM58 249H59V248H58ZM156 249H157V248H156ZM175 249H176V248H175ZM104 250H105V249H104ZM107 250H108V249H107ZM114 251H115V250H114ZM94 252H95V251H94ZM99 252H101V251H99ZM104 252L107 253V251H104ZM150 252H151V251H150ZM158 252H159V251H158ZM174 252H175V251H174ZM57 253H58V252H57ZM59 253H61V252H59ZM97 253H98V252H97ZM106 253H104V255H106ZM112 253H113V252H112ZM148 253H149V252H148ZM188 253H189V252H188ZM188 253H187V254H188ZM89 254H90V253H89ZM98 254H99V253H98ZM113 254H114V253H113ZM151 254H152V253H151ZM154 254L156 255V252H155ZM164 254H165V252H164ZM164 254H162V252H160V255H164ZM182 254H183V253H182ZM90 255H91V254H90ZM104 255H102V257H103ZM174 255H175L174 257H176V253H175ZM177 255H178V253H177ZM184 255H185V254H184ZM42 256H44V255H42ZM62 256H63V255H62ZM87 256H89V255H87ZM106 256H108V255H106ZM124 256H125V255H124ZM124 256H123V257H124ZM150 256H151V255H150ZM153 256H154V255H153ZM164 256H165V255H164ZM178 256H179V255H178ZM186 256H187V255H186ZM83 257H84V256H83ZM89 257L91 258V256H89ZM154 257H155V256H154ZM145 258H147V257H145ZM163 258H164V257H163ZM44 259H45V256H44ZM92 259H93V258H92ZM96 259H97V257H96ZM108 259H109V257H108ZM126 259H127V258H126ZM148 259H150V258H148ZM153 259H154V258H153ZM153 259H152V260H153ZM155 259H156V258H155ZM167 259L169 260L168 257H167ZM172 259H173V258H172ZM177 259H178V258H177ZM57 260H58V259H57ZM111 260H112V259H111ZM116 260H117V259H116ZM118 260H119V259H118ZM124 260H125V259H124ZM146 260H147V259H146ZM157 260H158V256H157ZM157 260H156V261H157ZM160 260H162V258H160ZM160 260H158V261H160ZM164 260H166V257H165ZM168 260H167L166 262H168ZM55 261H56V260H55ZM113 261H115V260H113ZM121 261H122V258H121ZM150 261H151V260H150ZM156 261H153V263L156 262ZM162 261H163V260H162ZM173 261H174V260H173ZM45 262H46V261H45ZM45 262L42 261V263H45ZM74 262H75V261H74ZM74 262H72V263H74ZM77 262H78V261H77ZM82 262L85 263V261H82ZM93 262H94V261H93ZM147 262H148V261H147ZM147 262H145V264H146ZM151 262H152V261H151ZM151 262H150V264H152ZM163 262H165V261H163ZM182 262H184V260H182ZM57 263H58V262H57ZM80 263H81V262H80ZM97 263H98V262H97ZM105 263H106V262H105ZM105 263H104V264H105ZM142 263H143V261H142ZM159 263H160V262H159ZM174 263H175V262H174ZM59 264H60V262H59ZM70 264H71V263H70ZM77 264H78V263H77ZM81 264H82V263H81ZM114 264H116V262H114ZM155 264H156V263H155ZM172 264H173V263H172Z\"/></svg>","mask_w":264,"mask_h":264}]
</instances>
